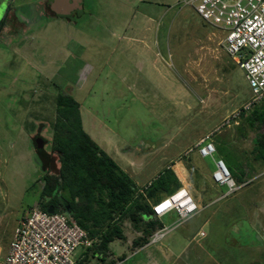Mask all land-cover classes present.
<instances>
[{
  "label": "rangeland",
  "instance_id": "obj_1",
  "mask_svg": "<svg viewBox=\"0 0 264 264\" xmlns=\"http://www.w3.org/2000/svg\"><path fill=\"white\" fill-rule=\"evenodd\" d=\"M51 1L0 0V261L19 218L39 206L43 173L57 169L56 97L68 86L83 127L138 186L169 164L205 204L174 225L163 216L173 226L160 239L194 234L175 264H264V159L253 148L262 126L233 115L252 89L222 30L184 0H83L71 16ZM207 133L215 150L202 156L195 144ZM217 158L235 190L213 180Z\"/></svg>",
  "mask_w": 264,
  "mask_h": 264
},
{
  "label": "trees",
  "instance_id": "obj_2",
  "mask_svg": "<svg viewBox=\"0 0 264 264\" xmlns=\"http://www.w3.org/2000/svg\"><path fill=\"white\" fill-rule=\"evenodd\" d=\"M240 115L249 127L262 126L253 138V148L264 159V98ZM51 148L57 154L58 166L55 171L43 173L38 205L68 213L95 238L82 250L83 257L77 264H101L98 260L86 263L89 252L105 264L114 263L113 258L106 260L108 243L122 237L120 222L125 217L135 226H142V235L133 242L146 241L147 234L163 225L161 219L154 217L151 204L182 186L169 164L142 187L138 186L83 127L79 101L70 92L60 91L56 97ZM37 151L44 155L42 148ZM122 257L120 254L117 258Z\"/></svg>",
  "mask_w": 264,
  "mask_h": 264
},
{
  "label": "built area",
  "instance_id": "obj_3",
  "mask_svg": "<svg viewBox=\"0 0 264 264\" xmlns=\"http://www.w3.org/2000/svg\"><path fill=\"white\" fill-rule=\"evenodd\" d=\"M184 3L193 4L203 19L224 33L223 46L245 70L252 89L249 99L233 115L247 112L264 98V0H184ZM209 137L207 133L195 144L202 156L215 150ZM212 178L226 184L228 192L239 186L222 158L215 160ZM151 207L154 217L161 220L166 214H174V225L197 211L200 205L182 185L157 199ZM171 227L163 223L152 233V239H158ZM94 240L68 213L36 205L19 218L0 264H77L81 257L75 254L77 246L91 245Z\"/></svg>",
  "mask_w": 264,
  "mask_h": 264
},
{
  "label": "crops",
  "instance_id": "obj_4",
  "mask_svg": "<svg viewBox=\"0 0 264 264\" xmlns=\"http://www.w3.org/2000/svg\"><path fill=\"white\" fill-rule=\"evenodd\" d=\"M67 4L68 2L66 1V5ZM199 205L201 208L205 204L203 205L201 202H199ZM206 221L207 220H205L204 223H206ZM162 222L164 223L163 219ZM157 228L158 227H156L149 235L147 234L146 241L140 243H134L133 241L134 239L138 238V236L142 235L143 232L141 225L139 227L136 226L134 232L131 233H128V231L121 228L123 233L122 237H115L108 243V253L110 256L108 258L115 259V262L112 264H161L162 261H166V263L168 262L167 264H175L179 260H181L182 255L186 254L184 253L185 251L182 250L185 248L184 246L186 245V243L188 241H191L192 238H194V234H191L190 230L188 231V233L186 232V238L188 239L187 242L186 240L185 242L184 240H181L179 242H173L171 237H165V239L158 238L153 240L152 233ZM197 231L198 233H200L204 230L202 228H199ZM200 235H206V231H204V234ZM115 240H119L121 243H123L119 247V254H115L114 250H112V248L110 247L111 243H113ZM197 246V250H201L204 248V246L200 243H198ZM82 250L79 251L78 255H83ZM120 254H123V257L117 258ZM187 260H183V262L187 263Z\"/></svg>",
  "mask_w": 264,
  "mask_h": 264
},
{
  "label": "flooded vegetation",
  "instance_id": "obj_5",
  "mask_svg": "<svg viewBox=\"0 0 264 264\" xmlns=\"http://www.w3.org/2000/svg\"><path fill=\"white\" fill-rule=\"evenodd\" d=\"M83 6V0H70V2H68V4H64V3H59L58 7L62 8L64 10L70 11V16L73 12L80 10ZM9 10L8 7L6 8V10L4 11L2 17L0 18V27H2V25L4 23H6L4 20L8 14ZM4 26V25H3ZM67 89H69L68 86H66V90L64 92H69ZM41 149V148H40Z\"/></svg>",
  "mask_w": 264,
  "mask_h": 264
},
{
  "label": "water",
  "instance_id": "obj_6",
  "mask_svg": "<svg viewBox=\"0 0 264 264\" xmlns=\"http://www.w3.org/2000/svg\"><path fill=\"white\" fill-rule=\"evenodd\" d=\"M66 1H67V2H70V0H52L50 4H51V6H52L53 8H57V9H58V8H59V7H58L59 3L62 2V3H64V4H66ZM60 9H62V8H60ZM62 10H64V9H62ZM39 142H40V141L38 140V143H39ZM40 147H41L40 144H38V148H40ZM49 210H51V209L49 208ZM251 264H255V263L252 262Z\"/></svg>",
  "mask_w": 264,
  "mask_h": 264
}]
</instances>
